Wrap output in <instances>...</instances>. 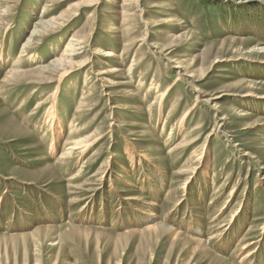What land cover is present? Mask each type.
I'll use <instances>...</instances> for the list:
<instances>
[{"label":"rangeland","instance_id":"374dc122","mask_svg":"<svg viewBox=\"0 0 264 264\" xmlns=\"http://www.w3.org/2000/svg\"><path fill=\"white\" fill-rule=\"evenodd\" d=\"M240 263L264 264V0H0V264Z\"/></svg>","mask_w":264,"mask_h":264},{"label":"bare ground","instance_id":"6f19581e","mask_svg":"<svg viewBox=\"0 0 264 264\" xmlns=\"http://www.w3.org/2000/svg\"><path fill=\"white\" fill-rule=\"evenodd\" d=\"M97 1V0H96ZM126 1H129V0H126ZM125 2V1H124ZM62 18H64V16L62 17ZM53 21V20H52ZM52 21L50 20H42L41 21V23L39 24L40 25V27H41V29H35L34 30V34L35 35H40L41 33H42V31L43 30H46L47 29V27H48V25H52L51 23H52ZM56 22V21H55ZM37 35V36H38ZM71 38H73V37H71ZM68 47H67V51H66V53L64 54V58H65V60L67 61V60H69V59H72L73 57H76V56H78L79 54H81L82 53V49H84V45H83V42L80 40V39H78V38H73L72 39V41H70L69 43H68V45H67ZM259 48V47H258ZM257 48V49H258ZM95 52V51H94ZM97 53V52H96ZM98 55H100V56H108V57H112V56H114L115 54L113 53V52H110V51H108V52H105V51H102L100 54H98ZM63 57V56H62ZM64 60V61H65ZM57 62V61H56ZM59 62H60V60H59ZM62 62V61H61ZM73 62V61H72ZM63 63V62H62ZM61 63V64H62ZM66 63V62H65ZM52 65H54V64H52ZM47 67H49V65L48 66H45L44 68H47ZM38 68V67H37ZM65 70V69H64ZM16 73H19V72H21V71H19L18 69L17 70H14ZM13 71V72H14ZM103 73V72H102ZM12 75L14 74V73H11ZM163 96V93H161L160 94V98ZM159 99V98H158ZM44 104V100H41L40 102H39V105L41 106V105H43ZM54 104V103H53ZM52 108H51V110L49 111V113L47 112V115H46V118H47V122L48 123H50V135H51V139H54L53 141H52V146H51V152H56L57 151V149H58V141L60 140V138H61V136H62V133H63V131H64V124H63V122H61L60 121V119H59V114H58V112L59 111H57V108H56V106L55 105H53V106H51ZM185 115V114H184ZM189 115V114H188ZM61 117V116H60ZM190 117V116H189ZM252 127V125H248L247 126V128H251ZM48 128V129H49ZM48 131V130H47ZM46 131V132H47ZM217 134H218V132H217ZM50 138V137H49ZM88 138V137H87ZM89 139V138H88ZM207 139H208V137H207ZM84 140V139H83ZM83 140H81L82 142H80V141H74V142H70L69 144H68V146L66 147V149H64V152L62 153V155L63 156H67V155H71V154H73L76 150H79V148H81V150L80 151H82L83 152V150H86V149H88L89 148V146H90V141L89 142H86V141H84L83 142ZM233 141V140H232ZM49 145H51V143H49ZM251 148V147H250ZM129 151H130V157L133 159L134 158V156H135V152H134V150H132V149H129ZM128 151V152H129ZM246 154V153H245ZM145 159H147V158H145ZM134 160V159H133ZM138 161V160H137ZM81 168V167H80ZM160 170V169H159ZM209 170V168H208V166L205 168V170H204V174L205 175H207V171ZM79 173V172H78ZM161 174V173H160ZM199 176V175H198ZM110 177V176H109ZM235 187V186H234ZM231 193H232V191H231ZM140 197V196H139ZM128 198V197H127ZM134 198H136V197H134ZM126 200H128V199H126ZM149 202H147V205H146V207L145 208H143V209H141V210H139V212H142V214H144V215H146L145 217H144V219L145 220H148L149 222L150 221H152L151 219H153V217H156L158 214L156 213V212H154V208H152L151 206H154L155 205V202L154 201H150V200H148ZM142 204V203H141ZM145 204V203H144ZM157 204V203H156ZM243 204V203H242ZM151 205V206H150ZM136 206V205H135ZM159 206V205H158ZM173 206V205H172ZM171 206V207H172ZM178 206H180V205H178ZM139 207V206H138ZM240 208V207H239ZM178 209V208H177ZM138 210V209H137ZM157 210V209H156ZM174 210H176V209H173V211ZM240 210V209H239ZM171 211V210H170ZM178 211V210H177ZM236 216H238V215H236ZM185 218V217H184ZM189 218H190V216H189ZM233 218H235V215L234 216H232V219ZM155 219H157V217L155 218ZM193 220V219H192ZM234 221L236 220V218L235 219H233ZM190 221V220H189ZM237 221V220H236ZM147 223V226L145 227V230H151V229H154V230H157L158 228H160V227H162L165 231H167V232H169L170 234H171V236L175 239V238H178V237H182L183 236V234L181 233V232H179V231H177V230H172V229H170V228H167V227H165V226H162L161 224H158V225H151V223ZM200 222V221H199ZM184 226V225H183ZM197 226V225H196ZM199 226V225H198ZM197 226V227H198ZM191 228V227H190ZM196 229H198V228H196ZM192 230V229H191ZM201 230V229H200ZM139 231H141V229H139V228H134V227H129L128 229H127V231H126V233H129V234H134V233H136V232H139ZM201 232V231H200ZM199 232V233H200ZM201 233H203V232H201ZM261 234V233H260ZM221 236V235H220ZM192 237H194V236H192ZM196 237V236H195ZM195 241H196V244H197V247H199V248H203V249H207V246H208V244H207V242H206V240H203L202 238L200 239V238H193ZM256 240V239H255ZM260 240V239H259ZM247 243V242H246ZM251 243H254V242H249V243H247V244H245L244 243V246H239V247H242V249H243V254H242V256H241V261L242 260H244L247 256H248V254L247 253H249L248 251H247V249L250 247V244ZM258 243V242H257ZM259 243H260V241H259ZM252 245V244H251ZM253 247V246H252ZM240 250V249H239ZM252 250V249H251ZM240 253V252H239ZM234 254V253H233ZM232 256V255H231ZM241 264V263H240Z\"/></svg>","mask_w":264,"mask_h":264}]
</instances>
